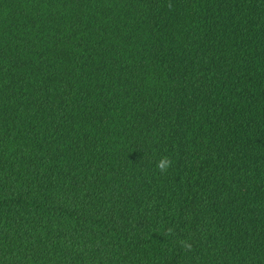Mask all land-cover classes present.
Returning <instances> with one entry per match:
<instances>
[{"label":"trees","instance_id":"1","mask_svg":"<svg viewBox=\"0 0 264 264\" xmlns=\"http://www.w3.org/2000/svg\"><path fill=\"white\" fill-rule=\"evenodd\" d=\"M0 264H264V0H0Z\"/></svg>","mask_w":264,"mask_h":264},{"label":"clouds","instance_id":"2","mask_svg":"<svg viewBox=\"0 0 264 264\" xmlns=\"http://www.w3.org/2000/svg\"><path fill=\"white\" fill-rule=\"evenodd\" d=\"M169 7H171V4H169ZM170 166L171 160L168 157H162L157 163V169L160 172H166Z\"/></svg>","mask_w":264,"mask_h":264}]
</instances>
